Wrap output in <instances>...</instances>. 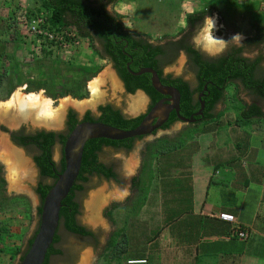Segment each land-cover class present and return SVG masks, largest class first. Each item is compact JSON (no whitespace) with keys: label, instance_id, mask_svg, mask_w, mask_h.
<instances>
[{"label":"rangeland","instance_id":"obj_1","mask_svg":"<svg viewBox=\"0 0 264 264\" xmlns=\"http://www.w3.org/2000/svg\"><path fill=\"white\" fill-rule=\"evenodd\" d=\"M208 3L213 5L211 16L219 17L218 31L215 35L225 40L236 33H243L244 39L241 43L244 44V41L254 32L251 22H255L256 16L264 17V0H118L115 6L107 4L106 9L118 14L131 32L142 37L149 34V41L156 43L159 39L163 40V35L177 36L179 31L185 27L186 15L199 11L203 4ZM20 7H16L15 11ZM3 42H0V75H8V79L6 81L4 77L0 85V111L17 93L22 94L24 98L30 93H40L44 97L45 87L36 89L41 82H46L47 87L55 91L71 89L72 93L82 94L81 99L74 98L70 94L58 97L57 103L52 104L54 110H58L61 103L66 100L71 102L69 105L79 109L78 112L81 115L84 114L86 108L96 115L97 106L104 105L107 100L115 106L122 107L120 105L122 97L117 95L119 88L111 64L95 56L88 48L86 40H80L78 44H65L58 50L54 49L50 57L35 54L34 51L31 54L29 51L32 47L29 50L26 45L18 49L16 45L10 46L5 41ZM232 46L234 45L229 47ZM257 52L247 54V56L252 58ZM83 67L88 70H81ZM93 70L98 71L94 76ZM86 72L90 74L88 78H85ZM106 73L108 76L105 75ZM163 73L182 77L192 83L194 81V74L184 53H180L171 65L165 67ZM101 77H103V82L100 85V91L92 96L89 84ZM25 84L32 89L28 93L23 92ZM77 86L80 87L77 88ZM6 90H11L7 93L8 97L4 96ZM233 92V88H229L225 95L229 97ZM138 96H142L143 101L138 107L136 105L134 107V98ZM237 97L244 103L250 101V98L242 91L237 94ZM80 104H83L82 107L78 106ZM147 104V99L140 92L133 95L127 94L123 109L130 115L136 116L146 112ZM232 105L229 97L228 101H222L215 111L218 114L226 110L224 113H219L209 121L200 122L193 128L190 127L193 126L192 124L177 122L167 130L158 131L155 135H149L136 141L134 148L129 152L105 149L100 160L112 163L120 182L116 183L113 180L92 176L78 198L80 202L78 221L98 235L99 245L95 246L90 239L70 235L61 228L59 234L62 237L63 248L72 251L76 257L69 263L63 257L53 258L52 264H81L85 254L88 256L86 264H120L117 258L115 260L111 258L115 252L108 246V242L113 233L123 226L126 227L124 234L128 236V241L121 254L122 258H119L122 263V259L125 258L147 257L148 264H206L204 261L209 260L208 257H199L200 263H198L193 261L194 255L185 254L187 251V244L184 242L186 237L182 235V230H185L184 227L191 221L190 217L187 223L183 220L189 216L184 217L183 209L189 212L193 207L192 196L194 194L192 193L196 187L191 179L192 171L198 164V160L202 166H206L207 171L211 168V163L218 169L226 168L229 159L236 161L237 158H244V164L241 161L240 165L247 164L250 168H258V171H261L264 165L262 162L264 151L250 148V145L254 148V143H259V141H253V133L255 127L259 128L262 123L252 121L246 124H236V111ZM65 112L62 113L61 121L64 119ZM11 113L17 116L15 121L22 120V118H24L23 121L26 120L27 116L24 114L26 109L12 110ZM31 117L36 119L34 114L29 116L30 119ZM28 124L26 126H29ZM15 128L19 127L11 129ZM160 138L172 140L175 146L163 154H156L165 148L164 144L158 143L153 149L154 156L146 158L145 156L148 155H146L145 146ZM0 139H2L1 136ZM246 142L250 145H246ZM262 143L264 144V141L261 139L260 144ZM56 156L57 149H54V159ZM14 162V157L0 159L1 175L5 180L2 194L9 198L8 200L12 197H23L24 200L5 201L0 208V220L6 221L10 232L18 236L16 241L23 251L39 224L37 208L41 205V201L34 190L38 177L30 160L25 161L19 169L17 185H12L9 178V167ZM192 162L193 168L191 169ZM232 165L235 164L232 163ZM135 179L136 182L142 179L146 184L133 187L132 182ZM235 185L239 186L237 183ZM99 192L103 196V201L93 212L89 205L93 196L98 195ZM113 193L117 195L113 196ZM222 199L224 205L230 206L233 193H228ZM110 212L111 216H108ZM90 218L94 221L91 222ZM194 229H197L196 225ZM217 246L219 250L226 248L220 243ZM217 246L213 248L215 251H217ZM226 249L230 251V254H236L234 247L228 246ZM201 251H204V248L203 246L200 248L199 245L198 254ZM8 256L5 253L0 254V264L19 262V256L12 262L8 261ZM225 258H227L226 255H222L214 261V264L221 262L230 264Z\"/></svg>","mask_w":264,"mask_h":264},{"label":"trees","instance_id":"obj_2","mask_svg":"<svg viewBox=\"0 0 264 264\" xmlns=\"http://www.w3.org/2000/svg\"><path fill=\"white\" fill-rule=\"evenodd\" d=\"M117 3L118 0H39L38 6L34 10L27 9L26 16L29 19L43 16L46 18V24L42 28L45 30H65L68 34H71H65L62 43L71 45L76 40H86L88 48L95 56L102 60L106 59L113 64L115 71L124 82L126 90L130 94H133L136 90H141L151 99L152 104L163 98L152 87L150 74L146 73L137 76L129 73V71L138 72L142 68H152L156 71L163 85L173 87L179 91L180 116L184 118L194 116L200 109L201 101L204 102L203 115L194 117L195 122L192 123L193 126H190L191 128L196 127L200 122L213 119L219 113H224L226 110L218 114L215 111L218 105L222 101L227 102L229 97L233 103L232 108L236 111V124H246L252 121L264 123V17L256 16L255 22H251V28L254 32L251 37L244 41L243 46L229 47L222 55L213 58L196 50L191 43L194 32L203 23L204 18L212 15L213 5L211 3L203 4L199 11L187 14L185 27L179 31L177 36L170 37L163 35V40L159 39L156 43L149 41V34L146 37H142L137 33L131 32L123 24L118 14L106 9L107 4L115 6ZM14 34L17 37L20 36L16 30ZM97 40L102 41H99V43H102L101 47L98 46ZM23 43L35 44L33 39H23ZM42 45L40 54H43L44 57H50L54 49L58 50L59 48L58 42L46 39L43 40ZM255 51L258 52L254 57L250 58L247 56V54H252ZM30 52L31 54L34 53L32 50ZM180 53H184L188 59V64L194 74L193 83L196 86L195 89H191L189 82L184 81L182 77H172V75H165L163 73V69L171 65ZM128 64L130 66L127 68ZM84 69L85 71L88 70L86 67L81 68L83 71ZM96 73H98L97 70L93 72V76ZM89 75V72H86L85 78H88ZM4 77L5 74L0 75V85ZM47 85L46 82H41L40 85L36 86V89L43 86L47 90H52ZM79 87L77 86V88ZM204 87H206L205 90ZM229 88H233L234 92L228 97L225 94ZM240 91L250 98L249 103L241 102L238 99L237 94ZM50 93L54 95L53 97H57L52 91ZM69 94L77 99L82 98L81 93H72L71 89L62 90L61 95L58 97ZM198 96H200V100ZM100 109L101 115L98 119L95 120L86 115L85 121H96L121 130H131L136 128L144 117V115H140L136 118H127L111 106L100 107ZM69 118L68 133L78 124V121H75L73 116ZM177 121L178 118L175 112H172L167 122L162 126V129H169ZM54 137V133H39L31 137L42 152V155L35 157V163L39 168L40 174L42 177H49L52 180L50 184H38L36 193L40 201L43 200L49 189L53 186L57 175L61 174L65 168L63 158L59 162V165L51 160L50 149L55 143ZM66 137L67 135H59L61 146L64 145ZM141 139L142 137L122 141L92 139L86 142L78 177L69 194L61 202L59 227L52 245L47 251L43 264H52L53 258L63 257L67 259V263L75 259L76 256L72 251L63 248L62 237L59 234L61 228L70 235L90 239L94 242L95 246L99 245L98 235L88 230L78 221L80 214L79 195L85 190L93 175H97L105 180H113L116 183L120 182L119 176L114 172L113 168L99 162L98 153L104 145L124 149L129 152L134 148L135 142ZM171 141L168 138H160L153 143L147 144L145 152L148 156L145 157L154 156L153 149L158 143L160 145L164 144L165 148L156 154H163L169 149L171 150V147L175 146ZM1 168L0 166V208L5 201L24 200L23 197H12L10 198L11 200H8L9 198L3 196L5 180L1 175ZM141 184L146 183L142 179L137 182L135 179L132 182L133 187L141 186ZM25 203L27 204V202ZM40 212L41 205L37 208V216L39 218ZM108 216H111V212ZM38 226L22 251L16 241L18 236L10 232L6 226V221L0 220V254L5 253L9 255V262L14 261L17 256H19V262L22 261L33 241ZM125 228L123 226V228L114 232L108 242V246L115 252L113 256L110 254L111 258L114 260L117 258L120 264H148L147 257L125 258L122 259L123 263L119 260V258H122L121 254L125 248L126 241H128V236L124 234ZM135 261H143V263Z\"/></svg>","mask_w":264,"mask_h":264},{"label":"crops","instance_id":"obj_3","mask_svg":"<svg viewBox=\"0 0 264 264\" xmlns=\"http://www.w3.org/2000/svg\"><path fill=\"white\" fill-rule=\"evenodd\" d=\"M38 2L39 0H28V2L27 0H0L1 43L5 41L10 46L16 45L18 49L21 48L20 46L26 45L30 50L31 45L23 44L24 38L21 35L19 38L14 34L15 8L21 6L34 10L38 6ZM260 138L264 141V123L259 128L255 127L253 133V141H259V143H254V148L249 142H246V145H250L251 150L258 148L264 151V144H260ZM243 160L244 158H237L236 161L229 159L228 166L220 169L211 163V168L208 171L206 166H202L198 160V164L192 171L191 181L196 189L192 193L194 194L192 196L193 207L189 212L183 209L184 217L189 215L183 220L187 223L190 217L191 221L189 225H184L185 230H182V235L186 237L184 242L187 244V251L185 254L194 255L193 261L195 262L200 263L199 257H208L209 260L204 262L214 264L216 259L226 255L225 259H228L230 264H264V165L261 171H258V168H250V165H240ZM262 162L264 163V156ZM232 163L235 165L233 166ZM235 183L239 186H236ZM228 193H233L230 206L224 205L222 199ZM220 213L233 215L236 221L235 225L248 234L247 239H239L235 235V225L220 220L218 218ZM195 225L196 230L194 229ZM218 243L223 244L226 248L234 247L236 254H230L226 248L219 250ZM199 245L200 248L202 246L204 248V251L200 252V254L203 253L202 255L198 254ZM216 246L217 251L213 249ZM220 264L229 263L221 262Z\"/></svg>","mask_w":264,"mask_h":264},{"label":"water","instance_id":"obj_4","mask_svg":"<svg viewBox=\"0 0 264 264\" xmlns=\"http://www.w3.org/2000/svg\"><path fill=\"white\" fill-rule=\"evenodd\" d=\"M129 64L127 65V68ZM151 75V85L156 92L165 97L160 100L134 129L121 130L101 122H82L77 124L70 132L63 146L65 168L46 196L41 201V212L38 230L19 264H43L47 251L52 245L54 236L59 227V211L61 202L69 194L75 180L78 177L82 162L83 149L87 141L92 139H107L122 141L130 138H138L151 135L158 131L167 121L170 112H175L178 120L182 123L192 124L194 117L202 116L204 102L201 101L200 109L194 116L184 118L179 115L180 93L177 89L163 85L155 70L142 68L133 75ZM206 87H204L205 90ZM140 94H143L140 92ZM144 95V94H143ZM145 97V95H144ZM200 100V96H199Z\"/></svg>","mask_w":264,"mask_h":264},{"label":"flooded vegetation","instance_id":"obj_5","mask_svg":"<svg viewBox=\"0 0 264 264\" xmlns=\"http://www.w3.org/2000/svg\"><path fill=\"white\" fill-rule=\"evenodd\" d=\"M99 41H98V46L101 47L102 46V43H99ZM100 42H102V41H100ZM102 50H103V48H102ZM105 61H107V60L105 59ZM107 62H109L111 64V68H112V70H113V72L115 74V78H116V81H117L116 83H117L118 88H119L118 91H117V95L122 97V103H120V105H122V107L121 106L120 107L115 106L114 104H112L111 101L107 100L104 105L97 106V110H96L97 111V114L96 115L93 114L92 111L89 108H86L85 111H84V114L81 115V113L78 112L79 109H77L75 106L72 107V105H69L67 108H65L63 110V113L65 111L66 112H65V114L63 116V118H64L63 121H60L59 124H57L58 122H56V121L55 122H53L52 120L51 121H48L49 119L46 121L44 119H39L38 118V121H37V119H32V118L30 119L29 116H27L25 118L26 119L25 121L27 123H29L28 124L29 126H26L27 123L25 121H23L24 118H22V120L20 119L21 121L20 120H18V121L16 120L15 121V119L17 118V116L15 117L12 113L10 114V112H12V110L9 112V114L8 113L7 114H2L1 111H0V136L2 137V139H0V142L4 140V142H6V144L8 146L7 149H5V150L0 148V159H4L6 157L11 158V152L10 151L12 150V151H15L16 152L15 154H19V153L21 155L23 154V159L26 162H28V160H30V162H31V164L33 166L32 168H33V170H35V173H37L36 175L38 177V181H37L36 186L34 188L35 192H36V188L38 187V184L39 183L50 184L52 182V180L49 177L48 178L42 177L41 174H40L39 168L37 167V165L35 163V157H37L39 155H42V152L38 148L37 144H35L34 141L31 139V137H34L35 135H37L39 133H45V134L54 133L55 134V137H54L55 143H54L53 147L50 149L51 150V160L55 164L59 165V162H61L62 158L64 159V155H63V146L64 145L63 146L60 145L59 135L60 134H63V135H67V137H68V135L70 134V132L73 130L72 129L68 133V131H69V125H68V123L70 121V118H69L70 116H73V119H75V121L77 120L78 121V124L79 123H82V122H86L85 121L86 115H89L92 119H95L96 120L101 115V109H100V107L111 106L114 110H118L124 117H127V118H136V117H139L140 115H144V117H143V119H144L149 114V112L152 110V108L160 100L165 99V97L163 96V98H161L159 101H157L156 103L152 104L151 99L143 91L136 90L133 94H136L137 92H142L145 95V98L147 99V103L148 104H147L146 112L145 113H141V114L136 115V116L130 115L128 112H125L124 109H123V107L125 105V96H127V94L128 95H133V94H130V93L127 92L126 87H125V84L121 80V78L119 77V75L117 74V72L115 71V69L113 67V64L110 61H107ZM129 66H130V64H129ZM129 73H132V72L129 71ZM133 73H137V72H133ZM131 75H133V74H131ZM172 77H174V76H172ZM5 79L7 81L8 75L5 76ZM183 80L186 81V82H189V85L191 86V89H195L196 86L194 85V83H192V82H190L188 80H185V79H183ZM31 90H32L31 87L29 88V86L27 84L24 85V87H23V92L24 93H28ZM46 90L47 89H44L43 90L44 98H50L53 101V104L55 105L57 103L59 94H61L60 93L61 90H56V91L54 89L47 90V91ZM50 91H52L55 94V96H57V97H53L54 95H52L50 93ZM5 92L6 93L4 94V96L5 97L6 96L8 97L9 96V94H7L8 91L6 90ZM108 92H110V90H108ZM198 99H199V96H198ZM171 113L172 112H170V114ZM170 114H169V116H170ZM4 117H5V119H4ZM6 117L8 118V120H7ZM168 119H169V117H168ZM40 120L41 121L44 120L45 122L42 123L43 121L41 122ZM87 122H92V121H87ZM94 122H96V121H94ZM177 122H179V120ZM49 123H51V124H49ZM54 123H56V125L58 127ZM48 124H49V126H47ZM17 126L19 128H17V129L15 128L16 130L15 129H11L12 127H17ZM27 127H29V128H27ZM161 130H163L162 127L158 131H161ZM158 131H154L151 135H155ZM144 137H146V136H142V139ZM54 149H57L56 159H54ZM105 149L114 150V151H120V150H124V149L114 148L113 146L104 145L101 148L100 152L98 153L99 162L100 163H103L107 167L113 168V170H114V167L112 166V163H110V162L107 163V162H103L104 160L103 161L100 160V156L103 155ZM114 172H116V171L114 170ZM95 176L98 177L99 179H101V177H99L97 175H95Z\"/></svg>","mask_w":264,"mask_h":264},{"label":"bare ground","instance_id":"obj_6","mask_svg":"<svg viewBox=\"0 0 264 264\" xmlns=\"http://www.w3.org/2000/svg\"><path fill=\"white\" fill-rule=\"evenodd\" d=\"M105 75L108 76V73H106ZM102 82H103V77H101V79H95L94 81H92L89 84V88H90V91L92 93V96H95L98 94V92L100 91V85ZM142 101H143L142 96L135 97L134 101H133L134 107H135V105L138 107V105H140V103ZM70 103L71 102H69L67 100L63 101L60 105V108L58 110H54L52 108L53 101L51 99L44 98L40 93L39 94L30 93L27 96H25V98L23 97L22 94L17 93L11 98V100L9 101V103L6 106L1 108V113L2 114H7V113L9 114V112L11 110H17V109L22 108V109H26V113H24L26 116H31V114H34L36 119L39 118V119H44L46 121L49 119L48 121H51V120L53 122L56 121V122H58L57 124H59V122L61 121L60 116L62 115L63 110L65 108H67ZM82 105L83 104H80L78 106L82 107ZM10 114H11V112H10ZM4 119H5V117H4ZM7 120H8V118H7ZM44 120H42L43 122L41 120L40 121L42 123H44L45 122ZM37 121H38V119H37ZM49 124H51V123H49ZM49 124L47 126H49ZM54 124L56 125V123H54ZM7 147L8 146H7L6 142H4V140L0 142V148L1 149L5 150V149H7ZM10 152H11V157L15 158V162L13 164H11L9 167V178H10L12 185L15 186L19 182V173H18L19 169L24 165L25 160L23 159V154L22 155L20 153L15 154L16 152L12 151V150ZM100 192L98 195L93 196V199L90 202L89 207H90V210H92L93 212L100 206L101 202L103 201V199H102L103 196ZM102 192H103V190H102ZM112 195L115 196L117 194L113 193ZM92 214H94V213H92ZM90 221L92 222V221H94V219L90 218ZM87 262H88V256H87V254H85L81 264H86Z\"/></svg>","mask_w":264,"mask_h":264},{"label":"built area","instance_id":"obj_7","mask_svg":"<svg viewBox=\"0 0 264 264\" xmlns=\"http://www.w3.org/2000/svg\"><path fill=\"white\" fill-rule=\"evenodd\" d=\"M27 8L20 7L19 10L15 12L14 16V24L13 27L19 34L24 38V40H34L35 44L31 45V50L35 52V54H40L42 50V42L43 40L48 41H56L58 42V46L61 48L65 46V43H62L63 36L68 34L65 30L60 31H48L45 30L43 25L46 24V18L43 16H38L29 19L26 16ZM71 35V34H68ZM41 36V37H40ZM79 41H75L74 44H78ZM218 218L224 222L234 224L235 218L231 214L220 213ZM235 235L241 239L246 240L248 234L242 230L239 226L235 227ZM143 261H138V263H142Z\"/></svg>","mask_w":264,"mask_h":264},{"label":"clouds","instance_id":"obj_8","mask_svg":"<svg viewBox=\"0 0 264 264\" xmlns=\"http://www.w3.org/2000/svg\"><path fill=\"white\" fill-rule=\"evenodd\" d=\"M218 19V16H206L202 25L198 26L191 39V43L196 50L213 58L226 52L230 45L237 47L243 46L241 41L244 39L243 33H236L227 40L222 37H217L215 32L218 31ZM220 27H222V25ZM233 225H235V223ZM236 226L237 225L234 226V231ZM135 262L138 263V261Z\"/></svg>","mask_w":264,"mask_h":264}]
</instances>
